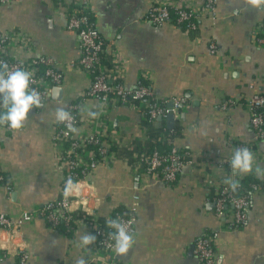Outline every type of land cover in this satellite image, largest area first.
<instances>
[{
	"label": "crops",
	"instance_id": "0c3cea01",
	"mask_svg": "<svg viewBox=\"0 0 264 264\" xmlns=\"http://www.w3.org/2000/svg\"><path fill=\"white\" fill-rule=\"evenodd\" d=\"M178 1L193 7L203 3ZM150 2L91 0L94 25L126 59L121 77L125 86L134 87L139 75L147 73L156 97L186 98L172 122L165 117L162 125L177 127L173 144L190 151L192 160L167 184L133 169L129 153V159L98 165L78 191L99 219H106L115 207H134L135 242L127 254L114 251L119 264H202L192 244L204 232L217 233V264H264V175L258 176L255 167L250 171L259 184L249 196L248 221L230 228L214 211L212 197L221 175L211 165L231 155L237 143L254 151L256 163L264 167V143L255 138L246 105L249 97L264 90V43L251 38L264 21V1L217 0L215 16L198 18L194 30L145 19ZM65 14L55 0L0 4V30L21 29L32 45L31 52L10 48V56L26 60L47 55L59 67L77 58L78 37L65 28ZM88 84L87 74L64 71L62 90L54 95L51 87L20 128L0 125V170L13 180L10 195L0 185V212L12 218L22 210L36 212L17 234L0 231V264H13L20 247L28 254L26 264H75L80 257L87 264L95 262V241L87 247L78 243L85 231L91 232L86 224L57 230L37 213L61 188L53 145L56 110ZM107 114L121 141L143 148L148 129L137 110L117 103ZM86 128L81 125L77 131Z\"/></svg>",
	"mask_w": 264,
	"mask_h": 264
},
{
	"label": "built area",
	"instance_id": "2783aa9c",
	"mask_svg": "<svg viewBox=\"0 0 264 264\" xmlns=\"http://www.w3.org/2000/svg\"><path fill=\"white\" fill-rule=\"evenodd\" d=\"M17 1L19 0H0V4ZM55 1L66 12L65 28L77 34L80 55L67 61L63 67H59L52 57L42 54L32 55L26 60L14 58L10 56V48L16 47L21 51L31 52L32 45L24 31L12 28L0 30V65L6 64L9 69L24 67L31 70L33 79L30 87L40 93L41 99L46 96L51 87L61 85L64 71L81 72L89 77L88 86L80 89L75 99L63 105V108L71 114L72 119L57 121L54 128V154L56 170L61 176V188L59 195L45 202L37 213L43 215L51 223H56L60 214L67 222L72 218L75 225L86 224L91 233L98 236L94 242V264H113L115 260L112 258L115 250L111 233L115 229L106 222L104 226L101 225L98 216L86 207L84 197L80 194L81 190L78 191L79 187L88 184L87 180L95 173L98 165L118 159L116 150L119 147L124 146L131 149L130 166L133 169L139 170L144 165L142 173L162 181H175L183 167L191 162L192 153L185 151L180 154L179 148L173 144V138L168 139L171 148L167 154H160L156 150L147 154L143 149H134L133 142L121 141L117 130L111 127L107 113L112 105L125 103L137 110L143 120L154 122L157 117L164 119L170 113L173 116L178 115L186 98L184 96L156 97L147 73L139 75L134 87L125 86L121 77L126 68V59L114 45L104 43L95 25L87 23L86 15H79L83 10H91V0H72V5L66 3V0ZM216 1L203 0L201 7H193L187 4L182 5L178 0H151L145 19L155 24L180 23L182 28L191 30L196 27L194 19L215 16ZM172 11L175 13L174 17L171 15ZM251 36L255 43H264V21L255 26ZM214 46L215 44L210 42L211 51L214 50ZM104 52L107 54L109 66L100 62V54ZM40 65L44 67L40 68ZM246 105L255 138L264 143V96L259 93L253 94L246 100ZM222 107L224 108L225 105ZM92 111L97 112L95 117L90 115ZM68 124H71L75 131L69 129ZM0 125L6 129H12L6 123ZM81 125L87 128L77 131ZM241 146L235 144V148ZM252 152L255 156V152ZM230 158L231 155L214 163L211 162L212 167L219 169L221 175V178L215 182L212 199L214 211L218 216L223 217V222L230 228H240L248 221L250 201L244 196L234 194L229 184L225 182L226 178H231L237 180L239 185L244 176L235 173L231 168ZM69 177L73 183L70 190L66 192V181ZM0 185L7 194L12 193V177L1 170ZM132 209L127 208L128 213L124 214L118 210V207H115L107 216L106 221L108 219L119 220L134 235L135 217ZM35 213L22 210L12 218L0 212V231L12 235L17 234L22 224L30 220ZM216 234V232H204L193 241V254L202 264H217L214 244ZM1 257L0 253V259ZM27 257L25 249L20 247L15 254L13 264H26Z\"/></svg>",
	"mask_w": 264,
	"mask_h": 264
},
{
	"label": "clouds",
	"instance_id": "9594fccd",
	"mask_svg": "<svg viewBox=\"0 0 264 264\" xmlns=\"http://www.w3.org/2000/svg\"><path fill=\"white\" fill-rule=\"evenodd\" d=\"M255 2L256 0H253V3ZM32 79L31 70L24 67L9 69L6 64L0 65V123H6L8 127L13 129L20 128L30 109L41 106L40 93L35 88L30 87ZM90 115L95 117L97 112L92 111ZM56 119L66 121L71 120L72 116L64 108H58ZM68 128L75 131L71 124H68ZM230 166L234 171L238 170L240 173H248L255 167L258 176L264 175V167L256 163L253 152L246 146L238 147L232 152ZM225 182L229 184L232 190L238 186V181L235 179L226 178ZM72 183V179L69 177L66 181V192L70 190ZM106 223L115 229L111 236L114 240L113 247L116 254H127L135 242L134 235L119 220L108 219ZM95 239L96 236L93 233L85 231L79 237L78 243L82 247H87ZM75 264H87V261L84 257H80Z\"/></svg>",
	"mask_w": 264,
	"mask_h": 264
},
{
	"label": "trees",
	"instance_id": "16d2710c",
	"mask_svg": "<svg viewBox=\"0 0 264 264\" xmlns=\"http://www.w3.org/2000/svg\"><path fill=\"white\" fill-rule=\"evenodd\" d=\"M70 5H72L71 2H69ZM86 15V20L88 21L87 23L94 26V17H93V12L91 10H83L79 15ZM172 17L175 16V13L174 11H172L171 13ZM195 23H196V26H197V20H193ZM179 26L182 27V25H180V23L178 24ZM196 29V27H194L193 29L191 30H194ZM101 35V34H100ZM102 37V35H101ZM102 39L104 40V43H107L106 40L102 37ZM9 57V56H7ZM10 58V57H9ZM100 62L109 66L108 64V58H107V54L104 52V53H101L100 54ZM44 66L43 65H40V68H43ZM264 96V90L260 93ZM142 123L147 127V139L146 141L144 142V146L143 148H141L140 146H136L134 145V149H143L145 151V153L147 154H150L153 150H156L158 153L160 154H167L169 153L170 151V148H171V143L168 142V139L169 138H174V136L177 134V127L174 126V127H168L166 125H162L160 127H156L153 122H149L147 120H143ZM1 124V123H0ZM185 151V149H179V153L180 154H183ZM117 152V156L118 157H124L125 159H129L128 157H126L127 154L130 153L131 155V149L127 148V147H120V148H117L116 150ZM186 158V156H185ZM144 165L141 166V168H139V170L143 171L144 170ZM165 183L167 184H173L175 181H164ZM259 184V180L256 179L252 174L251 172H248L246 174H244L240 184L237 186V188L235 190H232L234 194L236 195H241V196H244L245 198L248 199V201L250 200V194H251V191L254 189L255 186H257ZM118 210L124 214H127L128 213V210H122L121 207H118ZM74 215V214H73ZM44 217V216H43ZM45 218V217H44ZM100 220V223L102 226L105 225V222H106V219H99ZM51 226H53L54 228H56L57 230H67L68 231H71L72 228H73V220L72 218L69 219V221H65V219L60 216V214L58 215V219H57V222L56 223H51L49 221H47ZM67 231V232H68ZM66 232V231H65ZM96 236V239L95 241L98 239V236ZM114 258H112L113 260ZM113 264H119V262L115 261Z\"/></svg>",
	"mask_w": 264,
	"mask_h": 264
},
{
	"label": "water",
	"instance_id": "95a60500",
	"mask_svg": "<svg viewBox=\"0 0 264 264\" xmlns=\"http://www.w3.org/2000/svg\"><path fill=\"white\" fill-rule=\"evenodd\" d=\"M53 90H52V93L55 95L56 94V92H58V91H60V90H62V88H61V86L60 85H58V86H54V88H52ZM172 114L170 113V114H168L167 116H166V121H167V123L168 122H172ZM153 124L154 125H156V126H161L162 125V118L161 117H157V119L153 122Z\"/></svg>",
	"mask_w": 264,
	"mask_h": 264
}]
</instances>
